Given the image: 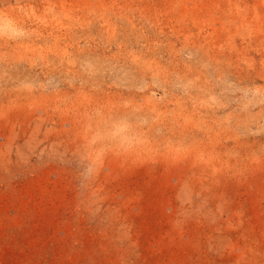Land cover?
<instances>
[{
	"label": "rangeland",
	"instance_id": "374dc122",
	"mask_svg": "<svg viewBox=\"0 0 264 264\" xmlns=\"http://www.w3.org/2000/svg\"><path fill=\"white\" fill-rule=\"evenodd\" d=\"M0 264H264V0H0Z\"/></svg>",
	"mask_w": 264,
	"mask_h": 264
}]
</instances>
